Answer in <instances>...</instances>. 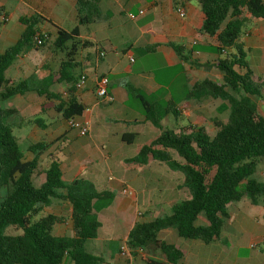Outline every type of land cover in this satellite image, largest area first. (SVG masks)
<instances>
[{
	"label": "trees",
	"instance_id": "1",
	"mask_svg": "<svg viewBox=\"0 0 264 264\" xmlns=\"http://www.w3.org/2000/svg\"><path fill=\"white\" fill-rule=\"evenodd\" d=\"M176 1L197 2L203 15L200 34L213 38L214 45L208 46L215 58L201 64L191 50L184 54L180 47H169L179 62L220 74L218 81L195 82L187 90L185 100L202 103L209 98L219 99L223 104L218 112L228 111V116L225 120H211L214 128L211 137L205 128L190 126L188 121L187 126L178 125L182 121L178 102L152 101L126 85L130 100L139 105L143 119L158 132L127 163L142 168L153 161L182 178L177 184L180 199L172 205L170 214L136 221L123 243L133 257L139 255L136 251L141 248L140 258L145 264H176L185 254L179 246L160 240L161 231L172 229L180 239L209 244L219 238L231 203L246 198L251 205L264 207V180L255 177L257 164L264 163V116L254 101L264 98V70L258 75L251 70L241 41L248 20L264 23V0ZM99 2L77 0V26L70 30L54 26L37 14L18 19L21 26L18 38L0 51L1 104L34 92L44 98L45 104H51V109L65 122L82 115L84 106L76 98L75 84L85 61L81 53L94 44L80 38L79 27L95 20ZM4 21L5 14L0 8V28ZM45 24L52 28L50 32L41 30ZM49 37L52 39L49 48L63 57L57 70L47 72L42 78L40 86L33 88L30 79L14 81L6 75L17 59L46 47ZM54 85L64 88L65 98L49 90ZM15 113V109L0 105V191L5 189L4 197L0 196V264H103L102 257L87 253L84 246L99 236L98 215L112 206L114 193L98 191L83 178L65 183L61 162L56 156L50 157L43 166L40 156L50 146L58 143L56 152L65 151L66 146L60 143L62 138L31 144L27 151L33 158L25 160L12 134L13 126L8 122ZM34 124L45 127L41 120H35ZM131 136L123 135L121 140L131 144ZM42 174L45 180L35 188L33 181ZM53 200L69 204L71 236L53 234V228L64 221L60 216L46 213L35 219ZM199 216H203L207 225L197 223ZM262 222L264 225V214ZM9 229L19 233L9 234ZM155 254L164 262L150 257Z\"/></svg>",
	"mask_w": 264,
	"mask_h": 264
},
{
	"label": "crops",
	"instance_id": "2",
	"mask_svg": "<svg viewBox=\"0 0 264 264\" xmlns=\"http://www.w3.org/2000/svg\"><path fill=\"white\" fill-rule=\"evenodd\" d=\"M76 1L0 0V8L5 14L0 35H3V39L9 40L12 38L10 29H16L17 37L11 39L14 43L21 31V26L17 23L18 19L35 14L59 28L73 29L77 26ZM179 9L185 12L182 18L178 15ZM140 11H143V14H140ZM131 15L134 16L133 19L130 18ZM202 22L203 15L196 1L100 0L95 20L79 27L80 38L94 44L93 48L81 53L85 61L81 65L80 75H86L87 80L83 90L75 93L84 109H89L83 114V117L90 122L89 135L81 144H74L70 137L73 131L64 128L60 143L66 146L65 151L56 152L58 148L56 143L40 156V161L45 166L50 157L56 156L61 162L62 178L65 183L83 178L93 183L97 189L101 182L100 172L96 168H85L82 165L83 161L93 159L92 163H95L98 159H103L106 164L110 162L111 167L118 166L121 178L116 180L117 183L115 181L111 183V187L107 189L114 193L112 206L98 215L99 221L100 216L103 215L107 223H111L112 226H107V230L114 228L113 243L118 250L136 221H150L168 215L172 205L180 199L176 183L158 179L157 176L155 182H150L147 178L148 170L142 172L145 175H140L142 181H139V171H144L147 165L139 168L137 165L127 163L142 146L139 147V139L148 138L151 142L154 138L151 139L153 126L143 119L139 105L128 97L126 85L141 91L152 101L166 102L172 99L178 102L177 108L181 116L192 102L198 103L185 100L186 92L195 82L209 79L205 70L212 69L193 67L188 62H179L169 46L182 48L184 54L191 50L193 57L198 58L201 64L214 59L208 46L214 45V40L200 34ZM43 27L52 29L48 24ZM241 41L251 70L253 72L257 70L258 74H261L264 70V23L259 20H248ZM101 52L104 53L103 56H100ZM100 77L108 79L107 94L112 101L94 105L96 81ZM49 90L54 92L52 87ZM26 95L22 97L23 101ZM93 126L100 127L103 147L92 144ZM61 135L59 134L58 137ZM123 135H132L133 142L131 144L123 142L121 140ZM76 137L79 136L76 134ZM135 144L138 146L137 149L132 155H127L126 151ZM60 156H63V160ZM32 158L33 155L29 154L25 160ZM85 171L87 173L84 176ZM44 180L45 176L42 174L33 181V186L39 188ZM124 189H127V194L122 192ZM230 207H233L232 212ZM227 213L228 218L224 220L219 238L209 244L199 240L180 239L172 229L159 232L158 237L168 244L179 246L185 252L183 258L176 264H264L262 222L264 207L253 206L243 198L239 202L231 203ZM197 223L207 225L203 216L198 217ZM54 228L55 236H65L56 235ZM220 237L225 240L227 246L220 243ZM240 250H244L246 255L239 256ZM142 254L143 250L139 254V263L137 259H132L128 263L123 262L110 254L114 260L111 264H122V262L145 264L140 258ZM150 257L164 262L160 255L155 254ZM103 264L110 263L104 260Z\"/></svg>",
	"mask_w": 264,
	"mask_h": 264
},
{
	"label": "rangeland",
	"instance_id": "3",
	"mask_svg": "<svg viewBox=\"0 0 264 264\" xmlns=\"http://www.w3.org/2000/svg\"><path fill=\"white\" fill-rule=\"evenodd\" d=\"M254 20V19H252ZM11 24L9 25V27ZM1 30V29H0ZM12 34L9 40L3 39V35H0V51H3L7 47L13 44L11 39H15L17 37V30L10 29ZM42 31L50 32V28L43 27ZM69 30V29H67ZM51 34V33H50ZM49 42L46 44V47L40 49L39 51H31L24 55L22 58H19L15 61L13 67L7 71L6 75L14 80L20 81L22 79H30L31 86L36 88L41 85L42 78L46 75L47 72H55L58 68L59 61L62 59L63 55L56 53L52 47L49 48L51 38L49 37ZM82 63V61H81ZM208 74L209 79L211 81H218L220 79V74L214 70H205ZM255 74L258 75V71H254ZM52 90L55 93H59L65 98L62 93V88L59 85L52 86ZM19 99V100H18ZM259 112L264 116V98L263 99H255ZM44 98L38 97L34 92H30L26 95L24 101L22 97H14L4 103H0L1 107L7 109H15L16 113L12 115V117L8 120L9 124L13 127L12 134L15 138H17V142L19 145V149L23 152L24 158L28 156L30 153L27 151V147L37 141H47L52 142L54 140H59L62 138L61 132L64 128H67L66 122L63 121L55 112L51 109V104H45ZM45 104L44 106H42ZM223 102L219 99L209 98L202 103L192 102L189 108L184 110L183 120L178 124L179 126H187V121L190 126L195 127H203L207 130L209 136L214 135V128L212 126L211 120L214 118L226 119L228 116V111L223 113H219L218 109L222 106ZM109 108V107H108ZM107 114V113H106ZM104 117V115H102ZM35 120H41L45 127L39 128L34 124ZM100 127L93 126L91 130V138L93 146L103 147L104 141L100 136ZM151 139H153L158 133L156 129L151 127ZM61 135L58 137V135ZM146 135V134H145ZM70 137L73 140L74 144L82 143L85 140V137L79 138L76 137V131L70 133ZM61 142V139H60ZM148 138L144 140L139 139V147L143 144H148ZM137 145L135 144L131 148L126 151L127 155H132L134 151L137 149ZM60 159L63 160V156H60ZM94 160H85L82 165L85 168H96L100 172L99 179L100 183L98 184V191L107 190L111 187V183L116 182L117 179L121 178L120 169L118 166H112L111 163H104L103 159H98L97 162L92 163ZM149 171L147 178L150 179V182H155L157 176L158 179L161 180H170L176 184L180 182L182 178L175 175V173L171 172L166 166L149 161L146 169L144 171H139V181H142V175L145 171ZM143 172V173H142ZM87 171L83 172L84 176ZM152 173V174H151ZM145 175V174H143ZM147 175V173H146ZM255 177L259 180H264V163L259 162L257 164ZM109 179L111 180L109 181ZM117 183V182H116ZM5 189H1L0 196L4 197ZM237 205V204H236ZM235 206V205H233ZM69 204L64 201L53 200L50 207H48L43 213L39 214L35 219H39L46 215V213H52L56 216H60L63 218V223L56 225L54 228V233L56 235H71V222H70V211ZM233 207H230V212H232ZM100 222L102 229L100 230L99 236L96 239L89 240L85 243L84 249L87 253L103 257L106 263L113 262L114 260L110 257V254L115 255L117 258H120L123 262H130L128 259L120 256V252L117 249V246L113 243L114 239V228L113 230H107V226H112L110 222L107 223L106 218L102 215L100 216ZM226 229L228 226L226 225ZM9 234H18L19 232H15L11 229L7 231ZM118 232V231H117ZM107 235V236H106ZM109 239V240H108ZM121 238L119 237L118 240ZM108 240V241H107ZM112 240V241H111ZM221 244L227 246L225 244V240L220 237ZM118 250V251H117ZM246 255L244 250H240L239 256ZM132 259H137L139 263V255L136 257L132 256ZM122 264H125L123 263Z\"/></svg>",
	"mask_w": 264,
	"mask_h": 264
},
{
	"label": "built area",
	"instance_id": "4",
	"mask_svg": "<svg viewBox=\"0 0 264 264\" xmlns=\"http://www.w3.org/2000/svg\"><path fill=\"white\" fill-rule=\"evenodd\" d=\"M178 15L179 17H184L185 16V12L183 9H179L178 11ZM140 14H143V11L139 12ZM131 19L134 18V16H130ZM39 43V42H38ZM104 53L101 52L100 56H103ZM86 75L82 74L77 83L75 84V89L76 91H81L83 90V88L85 87L86 84ZM108 79L106 77H100L97 81H96V86H95V104L94 105H98L102 102H111L112 98L110 96H108L107 94V87H108ZM89 109H84V111L82 112V115L80 117H73L70 118L66 121V126L68 129L70 130H75L77 132V136L79 137H86L89 135V130H90V122L88 119L83 117V114L88 112ZM124 194H127L128 191L127 189H124L122 191ZM119 252H120V256L128 259L129 261L132 260V255H131V251L127 248V246L125 244L121 245L119 248ZM138 254L142 253V249L139 248L136 251Z\"/></svg>",
	"mask_w": 264,
	"mask_h": 264
}]
</instances>
